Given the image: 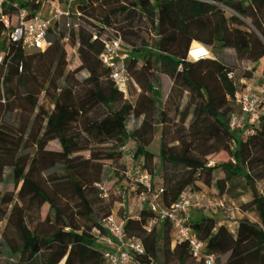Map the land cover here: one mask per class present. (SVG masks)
Listing matches in <instances>:
<instances>
[{
	"label": "trees",
	"instance_id": "16d2710c",
	"mask_svg": "<svg viewBox=\"0 0 264 264\" xmlns=\"http://www.w3.org/2000/svg\"><path fill=\"white\" fill-rule=\"evenodd\" d=\"M20 3L30 15L41 7L32 0ZM68 8L81 12L78 27L53 25L49 46L35 52L12 41L0 20V186L13 183L0 188V264H108L92 234L117 201L108 194V182L128 139L154 173L147 147L159 124L163 204L177 202L185 188L239 200L233 180L243 178L254 197L238 207H255L261 222L220 224L194 208L189 225L216 255L214 264H264V193L255 187L264 179V116L253 133L230 128L231 115L240 111V81L251 73L239 79L236 64L216 56L233 49L253 63L264 58V0H77ZM5 12L15 28V10ZM114 36L128 45L126 68L140 87L128 98L100 58L102 38ZM197 41L214 56L189 60ZM67 47L80 61L71 70ZM159 74L172 80L161 110ZM130 116L141 119L132 132ZM241 133L247 136L240 139ZM52 141L60 148L49 149ZM81 152L86 156L71 160ZM223 152L229 158L215 162L213 156ZM220 172L224 178H216ZM117 215L144 242L140 262H157L162 255L164 264H204L192 257L187 241H175L168 220L148 229L158 217L148 206L122 207Z\"/></svg>",
	"mask_w": 264,
	"mask_h": 264
},
{
	"label": "built area",
	"instance_id": "2783aa9c",
	"mask_svg": "<svg viewBox=\"0 0 264 264\" xmlns=\"http://www.w3.org/2000/svg\"><path fill=\"white\" fill-rule=\"evenodd\" d=\"M32 1L40 4L41 7L38 12L30 15L29 10L21 5L20 0H0V20L8 29V36L12 41L19 42L26 51L45 50L50 44L49 30L55 24L65 25L67 28L78 27L81 20L80 11L64 7L59 0ZM8 7L15 10L18 19V25L13 29L10 26L9 14L5 12ZM97 38L95 34L94 39ZM102 40L104 51L100 58L103 64L111 69V77L116 86L128 98L131 76L126 68L127 54L120 52L123 40L120 36L103 37ZM211 57H213L212 51L202 43L192 44L188 51V59L192 61ZM230 76L234 78V72H231ZM244 84L245 86L235 95L240 111L231 115L230 128L232 130L245 129V132L250 134L259 126L264 116V85L256 87L253 83L244 82ZM122 155V158L129 161L134 158L133 154H129L127 144L122 147ZM137 171L138 176L134 177L130 166H127L124 175L125 180L132 181L129 191H134L136 186H142L138 201L140 208L146 205L148 194L152 197L148 207L158 217L150 221L148 229L151 230L159 220H168L175 229V241H187L193 258L203 261L204 264H214L216 255L206 251L205 243L189 225L191 209L197 208L211 217L221 210H229L232 218H235L236 213L241 212L240 208L234 205L230 210L225 195L213 196L206 190L197 191L191 188H185L180 193L178 201L167 207L162 202L163 187L152 190V174L143 170L141 166H138ZM96 185L107 196L104 186ZM102 226V228H93L92 234L95 245L103 252L108 264H145L138 260L139 256L146 253L143 240L130 235L125 230V221L119 219L114 211L103 219ZM148 264L158 263L151 260Z\"/></svg>",
	"mask_w": 264,
	"mask_h": 264
},
{
	"label": "rangeland",
	"instance_id": "374dc122",
	"mask_svg": "<svg viewBox=\"0 0 264 264\" xmlns=\"http://www.w3.org/2000/svg\"><path fill=\"white\" fill-rule=\"evenodd\" d=\"M77 0H64L65 5H67V7L70 6H74V4L76 5ZM228 11H230L229 9H227ZM251 29L256 31L255 27L251 24H249ZM110 32H114V31H110ZM109 32V33H110ZM195 42V41H194ZM194 42L192 44H194ZM198 42V41H197ZM199 43V42H198ZM128 45L126 43H122L121 46V53H127L128 50ZM36 50H31L29 52H35ZM67 51H68V61H69V66L68 69H74L75 67L78 66V64L80 63L78 56L75 54V52L70 49L69 47H67ZM214 56V55H213ZM218 58L228 62V63H232V64H236L237 66V76L239 79H241L242 77H245L248 75V72L251 73V77L250 78H242L240 81V84H244V82L247 83H253L256 87H261L264 85V58L259 61L258 63H253L251 61L248 60H243L240 59L237 55V53L233 50V49H226L222 54L220 55H216ZM126 59V63H127ZM154 67L158 70L159 69V64L157 62V59L154 58ZM143 64V61H140V65ZM159 79H160V83L157 85V89L159 92V96L157 97V108L158 110H161L163 108V104L165 103L167 96L169 94L170 88L172 86V80L170 79V77H168L165 74H159ZM140 91V87L138 86L137 83H135L134 81H130L129 84V95H135ZM40 101H43V96H41ZM156 121L159 120V117L156 116L155 118ZM141 123V119H137L134 116H130L127 120V130L129 132H132L137 126H139ZM158 130H157V134L155 136V138L153 139V141L151 142V144L147 147V149L153 153L154 155V173L152 174V179H151V183H152V190L156 189L157 187H161L163 185V180H162V173H161V169H160V157H159V148H160V133H161V128L162 126L159 124L157 125ZM239 138H244L245 136H247V134H239L238 135ZM126 144L128 145V150H129V154H133L134 158L132 161H129L125 158H122L119 165L116 167V170L114 171V176L112 177L113 180H111L110 182H108L107 188H108V194L112 193L113 196L117 199V201H115L114 204V210L116 212H118V210L122 207H125L126 209L129 208V206L132 205L133 209L135 207H137L136 204H139V192L142 190L140 189L139 192H134V191H129V187L130 185H132V181L130 179L125 180V175H124V171L127 168V166H130V169L132 170L134 177L138 176V166H141L143 170L148 171L149 168L146 164V161L143 157H138L136 156V151H137V145L136 143H134L132 140H127ZM49 149H59L60 145L57 141H52L49 146ZM87 152H81L79 154L73 155L71 160H77L79 159L81 156H86ZM229 158L228 153L223 152V153H219L217 155L213 156V159L215 162H223L224 160H227ZM217 177H225L224 172H220L216 174V178ZM234 195L238 196L239 200H236L235 198L229 196L226 194V199H227V204L228 207L233 208L234 205H241L242 204H247L250 197L252 196V188L245 184L243 178L241 177H236L234 180ZM264 182V180H257V182L255 184H262ZM12 181H8L7 183H2L1 186L2 187H12ZM139 188V186H136ZM212 192L214 194H218L217 189L215 187L211 188ZM130 192V195H129ZM1 194V193H0ZM121 196L122 199H119V197ZM147 199L148 201L146 202V206H148L150 200L152 199V197L148 194L147 195ZM120 200L123 201V206L120 205ZM244 201H247V203H244ZM243 207V206H242ZM245 208V207H244ZM197 211L191 209V216H193ZM214 215H218V217H216L215 219L217 220L218 223H228L229 225H234L235 224V220H230L229 221V217L231 216V211L229 210H221L220 212L214 214ZM220 216V217H219ZM222 216V218H221ZM229 216V217H228ZM222 219V220H221ZM173 238L175 239V231H174V235ZM175 242H173V246H175ZM223 259H225V257H223ZM158 264H164V258L161 257L157 260ZM173 264H178L177 262H173Z\"/></svg>",
	"mask_w": 264,
	"mask_h": 264
},
{
	"label": "crops",
	"instance_id": "0c3cea01",
	"mask_svg": "<svg viewBox=\"0 0 264 264\" xmlns=\"http://www.w3.org/2000/svg\"><path fill=\"white\" fill-rule=\"evenodd\" d=\"M159 151H160V148H159ZM264 180V179H263ZM255 187H256V189L260 192V193H264V182L262 183V184H260V185H258V184H255ZM0 188H1V186H0ZM252 192V196L250 197V199L248 200V201H251L252 199H253V197H254V193H253V190L251 191ZM129 195H130V192H129ZM225 196H226V194H225ZM239 201H240V199H239ZM244 203H247V201H244ZM120 205H122L123 206V203H121ZM137 205V207H135L136 209L137 208H139V204H136ZM134 208V209H135ZM133 209V210H134ZM116 214L118 213V212H116L115 210H113ZM212 217H214V218H216V217H218V215H214V216H212ZM220 217V216H219ZM229 217V216H228ZM221 218H222V216H221ZM243 218H248L249 220H251V221H254V222H261V218H260V215H259V213H258V211L255 209V207H252V208H249V209H247V210H245L244 212H238V213H236V216H235V218H232V217H229V221L230 220H235L236 221V223L238 222V221H240L241 219H243ZM223 219V218H222ZM221 219V220H222ZM220 224H223V223H220ZM226 224V223H225ZM227 225H229L228 223H227ZM175 242V241H174Z\"/></svg>",
	"mask_w": 264,
	"mask_h": 264
}]
</instances>
